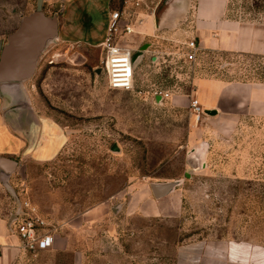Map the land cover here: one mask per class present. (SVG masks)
<instances>
[{"label": "rangeland", "instance_id": "374dc122", "mask_svg": "<svg viewBox=\"0 0 264 264\" xmlns=\"http://www.w3.org/2000/svg\"><path fill=\"white\" fill-rule=\"evenodd\" d=\"M231 7L232 15L245 16L244 10L264 11V0H232ZM111 9L109 0H81L77 8L44 0L48 15L64 14L67 22L19 91L39 116L61 126L65 142L48 162L18 160L9 182L16 197L2 203L0 194V211L11 222L18 201L30 203L56 243L13 264H173V246L202 234L264 245V114L191 119L198 67L180 60L190 40L186 20L143 40L140 49L148 48L134 63L136 91L110 89L96 71ZM133 12L127 18L136 29ZM7 27L0 24V32ZM207 60L214 69L228 61ZM258 75L264 80V73L224 78ZM158 90L170 96L158 99ZM179 180L173 194L154 197L151 184ZM151 202L159 205L157 218L142 211Z\"/></svg>", "mask_w": 264, "mask_h": 264}, {"label": "crops", "instance_id": "0c3cea01", "mask_svg": "<svg viewBox=\"0 0 264 264\" xmlns=\"http://www.w3.org/2000/svg\"><path fill=\"white\" fill-rule=\"evenodd\" d=\"M6 1L0 4V12L3 15L0 17V24L8 25L7 31L0 32L3 45H6L8 37L18 30L22 19L30 15L36 7L32 0H22L20 4H9ZM66 1L73 8H77L81 0ZM125 1L127 0H109V6L112 7L111 11L122 8L130 13L134 11L139 26L134 29L135 33L130 39L135 40L137 47L131 46L137 51L143 40L152 38L159 30L171 29L186 20L190 29V40L184 43L180 60L191 64L184 57L189 51L187 43L194 40L200 51L195 61L198 73L196 79H193V95L206 110L217 111L215 116H231L240 110L264 114L262 76L248 80L224 78L225 73H264V11L244 10L241 15L245 16L232 15V0H145V5L138 8L132 1L124 6ZM29 7L30 10L26 11ZM109 17L110 14L103 30L104 38ZM57 18L61 33L67 19L64 14ZM209 57L228 61L221 62L219 68L214 69L208 67ZM240 60L246 63L242 65ZM235 65L237 67H234ZM20 94V91L16 94L2 93L6 97L0 99V157L15 160L17 164L19 159L48 162L54 159L64 146L63 130L55 121L39 116ZM174 192L175 190L171 194ZM0 194L2 203L9 199L12 202L14 198L2 183ZM165 202L166 211H173V203L167 199ZM158 206V203L153 205L151 202L149 210L144 206L142 211H150L146 213L157 218L160 216ZM5 215L0 211V264H13L24 252L19 248V239L10 226L9 217ZM172 250L173 264H264L263 244L250 240L219 238L212 234L190 236L173 246Z\"/></svg>", "mask_w": 264, "mask_h": 264}, {"label": "built area", "instance_id": "2783aa9c", "mask_svg": "<svg viewBox=\"0 0 264 264\" xmlns=\"http://www.w3.org/2000/svg\"><path fill=\"white\" fill-rule=\"evenodd\" d=\"M134 3L136 8L145 5V0H127ZM128 11L124 8L113 10L110 13L107 33L100 45L102 56L98 68L107 77L108 86L112 90L134 92L136 86V70L133 57L137 52L129 43L130 37L135 33L128 21ZM188 52L185 54L187 62L194 64L197 53L200 51L197 43L192 40L187 43ZM158 99L170 96L166 91L158 90L154 93ZM189 113L195 123L203 122L208 116L205 107L199 99L191 95L189 101ZM19 239V248L28 254L36 255L40 251H46L54 247L55 236L48 228L46 221L37 213L36 208L28 202H19L13 221L10 224Z\"/></svg>", "mask_w": 264, "mask_h": 264}, {"label": "water", "instance_id": "95a60500", "mask_svg": "<svg viewBox=\"0 0 264 264\" xmlns=\"http://www.w3.org/2000/svg\"><path fill=\"white\" fill-rule=\"evenodd\" d=\"M58 37L57 16H50L45 12L44 0H36L35 10L22 19L18 30L8 37L7 44L3 45V42L0 41V93H18L20 85L34 76L46 48ZM147 48L148 45H145L135 53L134 63L143 56ZM96 74L100 75L101 70L98 69ZM206 113L209 116H215L217 111L206 110ZM113 151L117 150L114 148ZM195 162L196 160H194V164ZM17 167L18 164L15 160L0 157V183L7 187L14 197L16 195L9 182ZM181 182L179 180L151 184L154 197L160 199L171 194ZM12 221L13 217L11 223Z\"/></svg>", "mask_w": 264, "mask_h": 264}, {"label": "trees", "instance_id": "16d2710c", "mask_svg": "<svg viewBox=\"0 0 264 264\" xmlns=\"http://www.w3.org/2000/svg\"><path fill=\"white\" fill-rule=\"evenodd\" d=\"M18 202H20V201H18Z\"/></svg>", "mask_w": 264, "mask_h": 264}, {"label": "flooded vegetation", "instance_id": "af4514ba", "mask_svg": "<svg viewBox=\"0 0 264 264\" xmlns=\"http://www.w3.org/2000/svg\"><path fill=\"white\" fill-rule=\"evenodd\" d=\"M102 73V72H101Z\"/></svg>", "mask_w": 264, "mask_h": 264}]
</instances>
